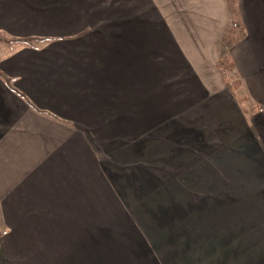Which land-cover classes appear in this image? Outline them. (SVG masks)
<instances>
[{"label": "crops", "instance_id": "crops-1", "mask_svg": "<svg viewBox=\"0 0 264 264\" xmlns=\"http://www.w3.org/2000/svg\"><path fill=\"white\" fill-rule=\"evenodd\" d=\"M198 1L0 0V264H264V0Z\"/></svg>", "mask_w": 264, "mask_h": 264}, {"label": "rangeland", "instance_id": "rangeland-1", "mask_svg": "<svg viewBox=\"0 0 264 264\" xmlns=\"http://www.w3.org/2000/svg\"><path fill=\"white\" fill-rule=\"evenodd\" d=\"M198 0H150V17H153L154 19L157 18H162V15L164 16L165 19L173 18L175 15H181L182 17L187 16L189 12L185 10V6L187 7L189 4H193L194 2L196 3ZM209 0H200V2H207ZM213 1V4H217V0H210ZM230 7L233 9V15L235 20H238L239 23V28H238V33H235L234 38H238L237 36L239 34H245L249 33L251 30L250 27H247L243 24V22L240 20L239 17V12H237V3L236 0H228ZM199 2V1H198ZM159 4H164L166 6V10H161L158 9ZM209 14H214L215 17H217V11L213 10L208 12ZM161 15V16H159ZM224 20V18L222 19ZM223 29H226V26L224 24ZM240 35V36H241ZM232 37V38H233ZM234 71V70H233ZM233 74V73H232Z\"/></svg>", "mask_w": 264, "mask_h": 264}, {"label": "trees", "instance_id": "trees-1", "mask_svg": "<svg viewBox=\"0 0 264 264\" xmlns=\"http://www.w3.org/2000/svg\"><path fill=\"white\" fill-rule=\"evenodd\" d=\"M238 28H239V23L238 20H235L232 26L231 31L227 34V36L224 38V46L225 48L228 50L231 48V46L238 40L240 39L244 34H239L236 38H234L233 36H235V33H238ZM241 35V36H240ZM233 37V38H232ZM11 41H20L23 43H29L30 40L27 39H15V38H11L8 36H5L3 33L0 32V42H11ZM217 68L219 70V72L222 75V78L224 80V82L228 85H230L233 89L237 88L238 85L240 84L239 81L234 80V76H233V70H234V64L233 61L231 59L230 56H225L222 57L218 62H217ZM0 79L7 85H11V80L5 76L1 71H0ZM20 96H22V94L18 93Z\"/></svg>", "mask_w": 264, "mask_h": 264}]
</instances>
